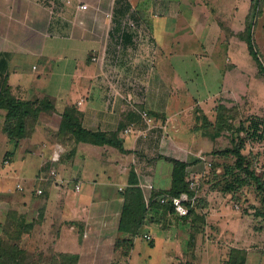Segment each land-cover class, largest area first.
Here are the masks:
<instances>
[{
  "label": "crops",
  "instance_id": "0c3cea01",
  "mask_svg": "<svg viewBox=\"0 0 264 264\" xmlns=\"http://www.w3.org/2000/svg\"><path fill=\"white\" fill-rule=\"evenodd\" d=\"M113 1L114 19L107 32L101 26L102 30L92 34L94 37H85L87 33L83 32L86 28L83 27L82 17L74 18L72 5L69 18L74 25L68 28L65 23L59 32L61 37H52L54 31L48 18L52 9L49 11L47 6L43 10L38 8L43 12V18L37 25L41 27L43 36L40 44L21 47L20 51L7 48L0 52V92L5 88L17 100L47 99L52 105L51 111L39 114L33 131L19 140L6 135V111L0 109V139L5 148L0 160V196L12 198L6 203L0 202V238L4 241L5 236L16 234L20 229L19 242L28 241L34 246L36 243H50L53 251L58 253L57 257L64 254L77 256L76 264H85V243L89 239L96 240L95 247L101 255L98 264H109L113 256L114 261L124 258L116 243L129 238L119 232L118 226L124 202L121 194L129 186L130 172L135 175L147 207L154 193L169 192L171 164L167 160L185 163L187 179L198 178L195 168L199 167L203 168H200L199 177H207L205 170L211 165L209 158L225 161L224 158L202 154L200 148H211L207 150L210 153L219 152L224 149L213 146L217 147L224 141L230 143L226 147H232L234 136L229 131L232 127L235 131L241 125L247 127L244 121L236 118L240 112L243 113V110L240 111L241 101L244 100L240 92L242 85L249 86L252 79L264 83L258 63L252 60L241 36L251 0H233L234 5L228 10L207 8L206 0ZM46 2L51 3L50 0ZM239 9L243 11L241 17ZM226 11L230 12L228 16ZM126 16L136 22L137 30H122L121 22ZM60 17L68 18L63 14ZM93 17L103 23L101 16L94 14ZM238 18H241L239 37L220 44L214 36L220 28L232 24L230 20L238 21ZM120 35L122 42L117 50L114 41ZM105 36H108V41ZM54 40L65 43L57 45ZM196 41L199 45L194 46ZM244 44L246 57L242 50ZM103 50L105 61L100 69L90 58L94 51ZM180 55L211 63L215 61L223 74L216 98L208 96L202 101L195 97L196 94L193 95V89L179 78L173 64V60ZM240 61L251 65V77L243 72ZM28 63L31 64L30 69ZM50 64L57 65L53 82L64 84L61 91L65 89V92L60 93L63 96H57L56 84L55 89L47 92L39 83ZM25 67L24 74L22 68ZM109 83L114 88H110ZM255 100L261 102L256 103ZM247 103L251 108L248 122L257 133L253 139H246L244 146L250 143L257 147L252 152L257 164L264 153V95L258 93L257 99L253 97ZM68 108L80 114L83 129L109 135L121 145L122 150L115 145L70 144L68 140H60L61 114ZM219 110L228 115L227 125L234 124L221 129L218 134H212L204 122L207 120L210 127L213 114L216 118ZM142 112L147 114L149 123L142 117ZM236 137L242 138V133H235V141ZM52 168L59 173L61 181L49 176ZM255 174L264 177V172ZM29 181L34 187L27 188ZM38 189L42 194L36 193ZM236 190L229 193H233L234 198L238 197L236 199L242 198ZM211 191V186H208L203 194L198 195V190L196 192L200 202L198 211L204 221L201 231L196 232L192 240L188 223L170 215L162 221L155 211L146 214L139 233L153 240L151 249L170 247L174 264H264V237L261 238L263 243L258 246L250 240L243 246L231 242L241 237L249 238L250 231L259 235L264 228L257 231L253 223L261 217L256 218L252 214L253 219L247 220L245 215L236 213L240 209L236 205L233 206L236 211L227 205L218 206V203L215 204L218 208L211 209L207 205V196ZM212 210L229 212L227 216L221 214L220 218H215L211 215ZM216 221L220 226L215 224ZM234 222L249 223L246 236L244 230H239V225L230 226ZM181 236L185 248L181 246ZM138 240L137 235L123 264H131V253ZM231 250L244 253L241 263L236 259L238 254L230 253ZM214 254L219 257L213 258Z\"/></svg>",
  "mask_w": 264,
  "mask_h": 264
},
{
  "label": "rangeland",
  "instance_id": "374dc122",
  "mask_svg": "<svg viewBox=\"0 0 264 264\" xmlns=\"http://www.w3.org/2000/svg\"><path fill=\"white\" fill-rule=\"evenodd\" d=\"M46 1L48 0H0V52L1 50L6 51L7 48H9L10 50L13 49L16 51H20L19 49L21 47L27 48V47H31V44L38 45L42 42L43 36H41L42 34V31H40L41 27H37V25H39L38 21L40 23L43 18V12L40 11L38 8L43 10V8L45 7L47 8V6H49V9H48L49 11L52 8L51 10L52 13L50 15L51 17H48L50 20V27L54 31L53 33H51L52 37H55V36L61 37L59 32L63 28V25L65 23L67 24L68 28L74 25V21L71 20L69 17H70V11L72 10V5L74 4L76 0H50L51 3H47ZM259 1L260 3L258 2L257 14L255 15L254 23L252 21L251 34H252L253 42H255L254 51L257 54V61L259 62V64L264 70V9H263V1L262 0H259ZM82 2H85L88 5V11L81 15L83 27L86 28V31H83V32L84 34L85 32L87 33L84 36L88 38H92L94 37L92 34L97 33L98 29L102 30L101 26L103 24V23H100V20L99 21L94 20L95 18L93 17V15L96 14L97 16L98 15L100 16V13L104 12L107 9L106 6L109 4V2H113V0H82ZM204 3L207 6V8L221 9V10L223 9L228 10L230 9V6L234 5L233 0H206ZM60 7L65 8L63 15L64 17L68 16V18L63 19L62 17H60L61 14H58ZM250 10L251 9L248 10V13L245 15V18L243 17L244 18L243 33L247 26V21H249L247 17L249 16V13L251 12ZM241 11L242 10L239 9V17L243 15V11L242 12ZM44 13L45 15L47 14L46 11H44ZM229 13L230 12H228L226 15L228 16ZM46 19H47V16H46ZM36 20H37V23L35 24L34 22H36ZM237 20L238 21L230 20L232 24L228 23L227 26L225 25L222 28H220L217 35L215 34L216 36H214V38L215 39L218 38L219 39L218 41H220V44L224 43V41H227V40L231 41V39L234 40L235 37H239V35L241 34V30L239 29V22H241V18H238ZM234 31H238L239 33L238 34L232 33ZM214 41H212L213 45H215ZM54 42L57 45H62L65 43L64 41H61V40H54ZM196 45H199V42L196 41L194 46ZM239 45L240 47H242L241 43ZM245 47L246 46L244 44L242 48V50L245 53L244 57H246L247 55ZM252 60L254 59L252 58ZM252 60L250 59V62ZM173 64L175 65V70L179 78L182 80H185L187 85L193 89V95L196 94L195 97H198L200 98V100L204 101L205 99H208V96L214 99L219 94V90L222 84L223 74L219 71V66L215 64V61L211 63L205 60H196L195 58L192 59L191 57L183 58L180 55V56H177L173 60ZM227 64H229V61H227ZM239 64L240 65L243 64V66L241 67L243 69V72L245 71V74L248 73L249 77H251L250 72H249L251 70V65H248L246 61L245 62L240 61ZM30 66L31 64L28 63V66H27L28 69H30ZM56 68H57V65L50 64L49 68H47V74H44V76H42V79H40L39 83L41 87H43L45 91L47 92H49L51 89H55L54 86L56 84V86L58 87L57 96H59L60 93L65 92V89L61 91L63 89L62 86L64 84H57L56 82H53V77H54ZM25 70H26V67L22 68V71H24L23 72L24 74H25ZM242 87L243 88L240 92L242 96L244 95V100L241 101L242 109H240V111L243 110V113L240 112V116L238 115L236 118H238L241 121H244V123H246L245 126H248L249 125L248 121H250L249 113H251V108L249 107V104L247 102L249 99L253 97L257 99L258 93H260L261 95H264V83L256 82L255 80L252 79L250 81L249 86L242 85ZM196 88L198 89L195 90ZM61 95L63 96V94ZM245 100H246V103H245ZM256 101L257 100H255V102ZM257 102H261V101L259 100ZM220 112L221 111L219 110V113ZM215 115L216 114H213V119H212L213 122L210 123V127L207 126L208 124L207 120H205L204 122L206 129L208 128L209 132L212 134L215 133V127L213 125L215 121V118H214ZM222 115L225 118L228 117V115L224 112L222 113ZM231 115H233V113H231ZM233 124L234 122L229 123L228 125L233 126ZM235 125L238 126V122H235ZM234 129L235 127H232L230 131L228 130L229 134L233 135L235 132ZM242 136H244L243 133H242ZM228 145H230V143L229 142L227 143V141L226 142L224 141V143H218L217 147L216 146H213V147H215L216 149L222 150V149L228 148L226 147ZM213 147H212V150H215L213 149ZM251 148H253V150H251ZM256 148L257 147L255 145L246 143V146H244V150L242 153L245 155H248L249 153L256 151ZM200 149L203 152L202 154H205V155L207 154L209 157L212 156V153L207 151V150H210L211 148H206L207 150H205V147L203 146ZM4 150H5L4 143L2 139H0V160L5 152ZM209 160H210L211 165L207 167L205 170L206 172L205 175L208 174L207 177L200 178L199 176L201 175V171L203 170V168L201 167L195 168L196 170L195 172L198 178L194 177L193 179L197 183L198 195L203 194L204 190L208 186H211L212 191L210 195L207 196L208 207H210L211 209L212 208L216 209L218 207H216L215 204L218 203V206L227 205V207L231 209L233 208L234 205H236L237 207H240L239 212H236L237 214L238 213L239 215L243 214L246 216L247 220H250V219L252 220L253 219L252 214H255L256 211L261 210L262 207H264V205L262 204L261 192L256 190L255 185H252V186H242V188H239L238 190H236L242 194V198L240 199H236L238 197L234 198L233 193H227V192L222 193L221 191L225 187L226 183L231 180L230 179L231 177L229 176H227V178L225 179L223 178L224 176L221 174L222 168L224 166H230L233 163V158L229 157L223 162H219L217 159L215 160L213 157L209 158ZM216 164L218 165L220 164V165L215 168ZM1 166H2V163L0 162V167ZM214 172H216V174H219L215 179H213L211 175ZM262 172H264V153L261 154L260 158H258L256 169H255V173L260 174ZM261 180L264 184V177L261 178ZM26 184H29L27 188L34 187V184L31 181L27 182ZM30 184H32V186ZM9 199H12V198L3 196V195L0 196V202L6 203L7 201H9ZM233 209L231 211H233ZM235 211L233 212L235 213ZM226 212L227 213H224L218 210H212L211 215L212 217L220 218L219 216H221V214H224L225 216H227L229 211H226ZM255 217L257 218V216ZM255 221L256 222H254L253 225H254V228H257V231L260 230L261 228H264V217L263 219L257 218ZM215 224L220 226V223L218 221H216ZM248 224L249 223L247 222L245 223H242V222L235 223L234 222V223H230V226L239 225V230L240 229L244 230V235L246 236L248 232V229H246L248 228ZM212 226H214L213 228H216V229L219 228V227H215V225H212ZM186 228L187 227H185L183 230H185ZM253 232L254 231H250V233H248L249 235L247 236L249 238L245 239L241 237L240 240H232L231 242L237 243L239 244V246H243L242 244H245L247 240L255 242L253 244L257 246L259 244H262L263 241H261V238L264 237V230L260 232L259 235L258 234L255 235V233ZM208 233L210 232L208 231ZM143 235L144 233L142 232L138 234L139 240L137 241V245L135 243L134 250L133 252L131 251L132 252L131 253V256H132L131 264H172L173 263V257L171 256L173 252L170 247H166L165 249H162V248L151 249L150 248L152 245L151 242H153V240L146 239L143 237ZM180 242H181V246L185 248V244L183 242L182 236H181ZM130 243L132 246L133 241L132 242L130 241ZM18 244L20 245L21 248L25 250L24 264H29L32 262H38V264H51V262L55 259V257L58 256V253L53 251V249L51 248L50 243L48 244L47 243L46 244L36 243L35 244L36 246H34V243H29L28 241L25 242L24 240H22ZM217 244H219V241L217 242ZM232 245L235 246V244H232ZM95 246H96V240L89 239V241L85 243V247H86L85 253H87V254L84 253L85 259H83V261L85 264H94L93 262H95V264H98V261H100L101 255L99 254V252L97 251V247ZM225 247L227 248L226 245ZM118 250L120 252V255H122V252L124 253V250H120V249ZM234 252L236 251L231 250L230 253H234ZM236 253L238 254L236 259L241 263L243 259L241 258V255L243 256L244 253L242 252H236ZM116 254L117 253L115 252V255ZM40 255L41 256L43 255V257L38 258L37 256H40ZM213 256H214L213 258L219 257V256H215V254ZM125 258L114 261L115 259L113 256V259H111L109 264H123L126 261ZM200 259H201V262L203 263L202 256L200 257ZM262 261H264V258H262ZM179 263L182 264V262H179Z\"/></svg>",
  "mask_w": 264,
  "mask_h": 264
},
{
  "label": "trees",
  "instance_id": "16d2710c",
  "mask_svg": "<svg viewBox=\"0 0 264 264\" xmlns=\"http://www.w3.org/2000/svg\"><path fill=\"white\" fill-rule=\"evenodd\" d=\"M263 1V0H262ZM259 0H251L250 13L247 17V26L244 33L241 35L244 39L247 50L249 54L258 63L261 74L264 76V70L257 61V54L254 51V42L252 39L251 28L252 21L254 23L255 15L257 14ZM0 109L6 111L5 115V127L4 131L10 139L19 140L24 138L26 135L30 134L33 129L35 122L41 112H49L52 110V105L47 99L34 100V101H20L12 97L7 89H3L0 92ZM80 114L72 109L68 108L61 114V123L58 133V138L60 140L67 141L70 144H75L77 142H87L94 145H115L117 148L122 150L121 145L115 142L112 137L105 133L91 132L85 130L80 125ZM227 118H225L220 112L215 118V133L218 134L221 129H225L227 125ZM223 125V127H222ZM230 129V128H229ZM244 134L242 138L236 137L234 140L235 133ZM232 137L231 148H226L219 152H213L212 156L228 159L233 158V163L230 166H224L222 168L223 178L227 176L231 177L230 181L226 183L225 187L221 191L232 192L242 186H256V190L262 194V204L264 205V184L260 177L255 174L256 169V158L252 153L248 155L243 154L244 142L246 139H253L256 135V131L252 129L249 125L244 127L241 125L237 129ZM239 135V134H238ZM72 150V149H71ZM171 164V187L167 194L170 196H179L181 193H189L194 195L193 191H189L188 182L186 177V164L175 161L167 160ZM220 165V164H219ZM215 165V168L219 166ZM212 178L215 179L219 174L214 172ZM129 186L121 194L123 197V207L120 217V222L118 226L119 232L127 234L128 239L118 240L116 243V248L124 250L122 256L124 258L128 255L131 243L133 239L138 235L140 228L145 220L146 214L155 211L157 215L162 219L166 218L167 215L171 217L182 220L183 223H188L190 226L191 240L196 232L201 231V225H203L204 217L199 213L198 209L200 207V202L196 198V202L193 208L189 209L186 216H178L176 212L172 209L169 204H160L158 202V197L162 194L154 193L151 202L148 206H145L142 193L137 187V182L135 180V175L133 172L129 173ZM197 192V188L196 191ZM255 216L264 217V207L261 210L255 212ZM19 231L15 233H10L4 238V241L0 238V264H24L25 250L18 244L21 239V233ZM8 239V240H6ZM11 241V242H10ZM39 258V257H38ZM77 256L74 255H60L54 259L51 264H76ZM29 264H38V262H32Z\"/></svg>",
  "mask_w": 264,
  "mask_h": 264
},
{
  "label": "built area",
  "instance_id": "2783aa9c",
  "mask_svg": "<svg viewBox=\"0 0 264 264\" xmlns=\"http://www.w3.org/2000/svg\"><path fill=\"white\" fill-rule=\"evenodd\" d=\"M113 6H114V1L113 2H109V4L106 6L107 9L100 13V16L102 17V27H104L103 29L107 32L112 24H113ZM73 8H74V18H79L82 14L86 13L88 11V5L85 2H82L80 0H76L73 4ZM52 9V8H51ZM64 9L65 8H61L58 12V14H63L64 13ZM50 13H52L50 11ZM121 28L122 30H132L135 31L137 30V24L136 22L130 17V16H126L122 22H121ZM107 35V34H106ZM107 41H108V36L104 37ZM121 35L115 38V44L117 47V50L120 49L121 47ZM104 50L103 52H98V51H94L91 55V61L96 63L100 69L102 68V66H104ZM110 84V83H109ZM111 86H109L110 88H114V85L110 84ZM132 88L134 89L133 85ZM142 117L146 120L147 123L150 122V120L147 118V114L145 112L141 113ZM128 131H126L127 133ZM49 176L56 180V181H61L60 180V175L59 173H57V171L52 168L49 171ZM188 182V189L189 191H193L195 194L194 195H190L189 193H181L179 196H170L167 194H162L160 195L157 199L158 202L160 204H169L172 209L176 212V214L178 216H186L189 212L190 208L194 207V204L196 202V188H197V183L193 178H188L187 179ZM75 190L78 191L79 187L76 186ZM37 194H42L41 190H37L36 191ZM144 238L148 239V236H144Z\"/></svg>",
  "mask_w": 264,
  "mask_h": 264
}]
</instances>
